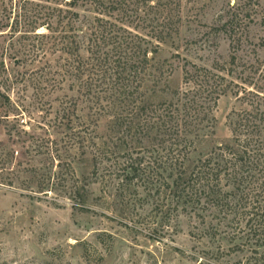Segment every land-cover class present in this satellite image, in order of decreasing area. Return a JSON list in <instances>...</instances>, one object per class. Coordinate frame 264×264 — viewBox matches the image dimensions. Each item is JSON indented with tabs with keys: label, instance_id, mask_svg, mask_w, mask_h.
Returning <instances> with one entry per match:
<instances>
[{
	"label": "rangeland",
	"instance_id": "1",
	"mask_svg": "<svg viewBox=\"0 0 264 264\" xmlns=\"http://www.w3.org/2000/svg\"><path fill=\"white\" fill-rule=\"evenodd\" d=\"M18 1L0 0V264H264V241L247 238L246 228L233 239L236 225L232 228L228 218L207 211L200 216L192 205L175 206L169 185L159 196L155 187L149 192L138 179L130 186L123 183L124 173L115 166L129 154L143 156L149 176L167 148L147 141L131 149V143L116 146L114 122L105 113L97 119L99 110L82 94L89 72L82 76L79 67H72L79 53L84 61L90 57L87 28L93 17L152 35L159 0H150L155 5L148 13L144 0H123L109 11L93 0H79L71 8L77 15L65 10L47 15L31 10V4L24 13V0ZM168 1L172 36L156 59L167 83L153 99L169 100L175 89H185L186 60L211 66L229 61L234 52L236 64L228 66L254 78L264 94V0L163 3ZM231 16L234 20L225 24ZM43 22L54 31L40 26L36 33L55 34L54 44L53 38L42 44L43 39L30 35L32 40L14 44L18 51L10 47L13 35ZM147 84L149 89L152 84ZM237 89L221 96L209 126L195 137L186 163L189 172L218 144L232 140L234 112L249 108ZM83 120L87 124L82 128ZM82 134L88 137L84 145ZM108 140L116 149L109 155ZM170 172L167 165L157 179L172 183Z\"/></svg>",
	"mask_w": 264,
	"mask_h": 264
},
{
	"label": "trees",
	"instance_id": "2",
	"mask_svg": "<svg viewBox=\"0 0 264 264\" xmlns=\"http://www.w3.org/2000/svg\"><path fill=\"white\" fill-rule=\"evenodd\" d=\"M44 1L47 3L24 0L20 7L24 9V13L29 11L31 4V10L41 9L40 11L47 15L49 12L64 10L78 14L71 8L76 7L79 0ZM93 1L107 11L115 8V4L123 2ZM149 2L150 0L143 1L148 5L147 10L145 9L147 13L149 8L155 5ZM158 3L162 7L156 12L153 20L159 26H153L152 35L136 31L121 22H109L99 15L93 17L90 27L87 28L90 33V57L84 61L79 53V62L77 66L72 67H79L82 76L89 72L90 80L82 85V94H87L89 103L99 110L96 112L97 119L105 113L114 122L116 134L112 137H116V146L131 143V149L138 141H147L167 148V153L160 155L161 163L152 167L154 172L151 171L149 176L142 166L143 156L133 157L129 154L123 165L115 166L124 173L123 183L130 186L129 181L138 179L142 185L149 188V192L155 187L159 196H163L169 185L171 201L175 206L192 205L200 216H204L203 211H207L213 212L217 218H228L232 228L236 225L233 239H238L239 232L246 228L247 238L258 237L264 241V94L254 78L247 79L228 66L236 64L237 54L234 52L229 61H216L211 66L186 60L183 67L185 89H175L173 97L169 100L153 99L152 97L157 96L167 83L163 81L165 74L156 61L157 54L162 43L172 36V33L168 32L172 22V3L169 4L168 1L165 4L163 0ZM137 5L139 8L142 6L139 3ZM100 13L102 14V11ZM233 20L234 16H231L225 24ZM151 23L154 24L152 21ZM40 26H46L50 33L54 31L50 22L36 24L21 34L13 35L9 42L10 47H15V43H23V38L32 40L30 35L43 39L42 44L44 39L53 38L54 44L57 39L55 34L36 33ZM78 33L80 29L77 35ZM77 35L75 34L76 38ZM149 35L151 41L144 44ZM40 49L38 47L37 51ZM15 50L18 51V48L15 47ZM86 61L88 66L85 68ZM17 64H20V61ZM147 83L152 84L149 89L146 88ZM234 87L238 88V94L242 93V104L248 105L249 108L234 112L231 118L232 140L218 144L189 172L186 170V163L195 137H199L209 126L214 107L221 96L234 91ZM1 96L3 94L0 92ZM256 97L258 99H254ZM204 121H208V124H204ZM81 124L83 128L87 120H83ZM79 137L84 145L88 137L85 134ZM101 144L100 153L104 155V152H107V140H103V143L101 141ZM110 144L108 140V155L116 151ZM167 165L171 168L172 183L157 179L158 175L162 177ZM215 229L212 227L213 236L217 232Z\"/></svg>",
	"mask_w": 264,
	"mask_h": 264
}]
</instances>
